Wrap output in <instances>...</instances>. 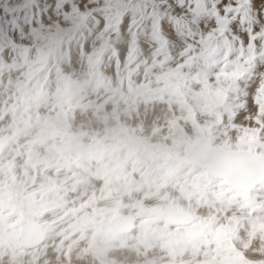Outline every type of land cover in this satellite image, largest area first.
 <instances>
[{"label": "snow or ice", "instance_id": "1", "mask_svg": "<svg viewBox=\"0 0 264 264\" xmlns=\"http://www.w3.org/2000/svg\"><path fill=\"white\" fill-rule=\"evenodd\" d=\"M35 9L30 44L0 45L10 120L0 146L12 153L0 163V264H264V0H54ZM141 36L155 45L150 60H140ZM169 37L182 62L169 55ZM106 54L117 81L102 70ZM101 93L97 112L157 98L182 114L169 121L155 178L122 185L63 162V122ZM145 186L162 204L134 205L144 217L134 233L125 197Z\"/></svg>", "mask_w": 264, "mask_h": 264}, {"label": "rangeland", "instance_id": "2", "mask_svg": "<svg viewBox=\"0 0 264 264\" xmlns=\"http://www.w3.org/2000/svg\"><path fill=\"white\" fill-rule=\"evenodd\" d=\"M1 1L2 0H0V33L3 32L4 34L3 33L0 34V42L2 43V44L0 43V45H3L4 40L6 41V39L10 43L12 41L11 38L13 37V35L16 38L18 37L20 41V43L15 42L16 44L18 45L30 44L29 43L30 41L26 37L28 36L30 27L35 26L34 23H30L33 12L36 10L35 6L37 4L43 5L45 3L54 2V0H45V1L44 0H35V1L34 0H4L2 2ZM171 1L174 2V0H167V2L169 3H171ZM3 4L4 7L2 6ZM5 6H7L9 9H14V10L9 13H5V11L3 10ZM182 13L185 15L187 14L184 13L183 10H181L180 8H176L173 14H182ZM148 27L149 26L147 25L142 26V31H147ZM21 30L22 32L24 31L23 35L22 34L20 35ZM127 34H128L127 29L123 28L122 35L126 36ZM172 35L173 36L175 35L174 31L172 32ZM169 40H170V46L168 52L173 59V53L171 50V37H169ZM188 42L192 43L191 40H189ZM93 43H97V46L99 45V42L96 40H94ZM150 45H154V44L151 41H147L146 36H141V49L143 50L144 48H148ZM116 48L117 51H119V44L116 45ZM109 56L111 55L106 54L104 56L102 70L113 81H117L118 74H117L116 62L114 57L111 56L110 68L112 74L109 75L108 71L105 70V61L108 59ZM126 58H127V49L125 50L124 55L120 57V69H119L120 74L124 75L125 77L127 76V73L124 70V64ZM178 59L182 62V57L178 56ZM133 67H135V65H133ZM133 80L136 82H143L142 68L140 69V75L133 77ZM125 84H127L126 79H125ZM1 92L2 90H0V100H1L0 103L3 104L5 101H7L8 96L3 92L2 93ZM87 99L84 100V101L87 100L86 104H90V103L91 105L104 104L103 93H101L99 97L93 94L89 96ZM138 99H142L145 105L151 104L153 102H163L157 98H148V99L133 98L130 101L133 104H135ZM94 105L93 108L90 105H88L87 107L90 108L91 113L92 112L95 113L93 117L96 118V120L98 121L96 126H95L96 122L95 120L90 118L89 112H87L89 116H85L83 119L76 118L78 115L74 112L76 111L75 108L77 107H74L72 111L69 112L70 116L68 115L67 119L64 122V123L67 122L66 123L67 125L62 124L64 135L61 138V142L63 143L64 146L69 145L68 144L69 141H76L77 143H81L82 140H79V136L81 134L85 136L84 140H88L85 143L84 150L82 148H79V149H75L76 151L72 150L71 152V150H69L70 152L63 153L64 154L63 162L65 164L71 165L72 168H76V166H79L81 168H88L94 172L97 169L106 170L112 174L114 182L122 185L131 184L132 186H137L139 184V181L142 179V177L148 174H150L153 178H155V176L159 173L162 166L166 162L165 150L168 144L151 142V138L144 135L143 124H140L139 127H134L130 123L126 122V120L123 117H121V115L111 116L112 113L110 112H112L115 107L111 103L105 104L102 112H97ZM97 114L99 115V117ZM1 120H0V126H1ZM4 122L7 123L8 120ZM78 125H81V127L78 128L79 130H77ZM109 127H112V130H109L108 129ZM104 128L107 129V131L110 134H113V136L115 137H113V139H109L107 137L102 138L103 136L102 131ZM155 131L158 132L157 129H153V135ZM6 135H7L6 133L5 135L4 133H0V138L2 139ZM170 135H171L170 130H167V134L163 138H167ZM73 151L75 155L73 154ZM0 155H1L0 163L6 162V160L11 158L12 156L11 152H5L4 150ZM26 159L27 157L23 154L15 156L16 164L21 165V167L23 166ZM17 168L19 167L17 166ZM62 171L65 174L68 175L71 174L69 168H64L62 169ZM153 190L155 191V189ZM147 191H148L147 186H145L144 190L141 191L140 193L133 192L132 198L130 200L127 197H125V200L129 206L125 207L123 212L124 215L133 216L135 218L134 227H133L134 233L136 231L137 232L139 231L138 229H140L139 226L141 224V220L144 218L142 215L140 217L136 216V213L137 214L139 213V209L134 208L135 207L134 205L138 201H142L144 207L146 209H150V208L159 207L162 204V201H160L154 195L150 197H146L145 192ZM161 192H163V189H161ZM72 195L73 194H71V196ZM159 226L161 227L163 226L162 220L159 221Z\"/></svg>", "mask_w": 264, "mask_h": 264}, {"label": "clouds", "instance_id": "3", "mask_svg": "<svg viewBox=\"0 0 264 264\" xmlns=\"http://www.w3.org/2000/svg\"><path fill=\"white\" fill-rule=\"evenodd\" d=\"M154 45H150L144 53L140 56V60L151 59V51ZM178 47L179 43L177 40H171V50L173 53V62H178ZM111 56L105 61V70L111 75ZM82 65L77 62L74 63L73 68L77 71L81 69ZM51 88L54 90L55 81L51 82ZM102 102V101H101ZM120 115L126 122L130 123L134 127H139L140 124L144 125V135L153 139V141H159L162 137L166 136L169 127V121L173 118L179 119L181 113L175 106L169 107L166 102H153L145 105L142 99H138L135 104L129 101L127 104L121 103ZM183 124V121H181ZM189 132H191L190 125H184ZM153 129H157L158 133L154 136Z\"/></svg>", "mask_w": 264, "mask_h": 264}, {"label": "bare ground", "instance_id": "4", "mask_svg": "<svg viewBox=\"0 0 264 264\" xmlns=\"http://www.w3.org/2000/svg\"><path fill=\"white\" fill-rule=\"evenodd\" d=\"M2 1H4V0H2ZM1 1V2H2ZM35 1V0H34ZM45 1V0H44ZM38 2V1H37ZM36 2V3H37ZM39 3V2H38ZM171 3H172V1H171ZM42 5V4H41ZM3 7H4V4L2 5ZM9 6H10V4H9ZM30 6H31V4H30ZM7 7V6H6ZM4 10V9H3ZM23 12V11H22ZM3 15H4V13H3ZM24 27V26H23ZM18 30V29H17ZM3 33V32H2ZM2 33H0V34H2ZM15 33V32H14ZM22 33H24V31L22 32ZM4 34V33H3ZM19 34V33H18ZM25 34H27V33H25ZM20 35H21V33H20ZM18 36V35H17ZM175 36V35H174ZM12 39V41H14V42H16V43H20V41H19V39H18V37L16 38L14 35H13V37L11 38ZM22 39V38H21ZM11 41V42H12ZM3 42V41H2ZM1 43V42H0ZM9 42H8V40L6 39V41L4 40V43H3V45L4 44H8ZM30 43V42H29ZM2 44V43H1ZM124 73V72H123ZM135 77V76H134ZM137 78H139V77H137ZM140 81V80H139ZM2 93V92H1ZM91 96V95H90ZM94 99V98H93ZM88 100V99H87ZM86 100V101H87ZM1 101V100H0ZM86 101H83V104L84 105H82V106H79V107H77V108H75L76 109V111L74 112V113H76L78 116L76 117V118H78V119H83L85 116H89V114H90V118L91 119H93V120H95V126L97 125V123H98V121L96 120V118H94L93 117V115L95 114L94 112H92L91 113V111H90V108L89 107H87L88 105H90L92 108H93V105L94 104H92L91 105V103L90 104H86L87 102ZM6 102V101H5ZM5 102L2 104V103H0V120H1V126H0V133H4V135H5V133L7 134V131H6V129H7V126L9 125V123H10V120L8 119V116L5 114V109H4V104H5ZM83 106H85V107H83ZM83 108V109H82ZM87 112H89V114L87 113ZM113 112V111H112ZM112 112H110V113H112ZM86 113V114H85ZM69 115V114H68ZM98 115V114H97ZM117 115H119L120 116V107L117 109ZM70 116V115H69ZM74 116V115H73ZM111 116H113V115H111ZM80 117V118H79ZM98 117H99V115H98ZM69 118V117H68ZM67 119V118H66ZM6 120H8V122L7 123H5L4 121H6ZM65 122V121H64ZM63 122V124L64 125H67L66 123H64ZM68 127V126H67ZM81 127V125H78L77 126V130H79L78 128H80ZM106 128V127H105ZM103 129V131H102V138H105V137H107V138H109V139H113V137H115V136H113V134H110L108 131H107V129ZM109 130H112V127H109L108 128ZM169 130V129H168ZM81 131V130H80ZM79 132V131H78ZM75 133V132H74ZM158 132L157 131H155L154 132V136L157 134ZM69 134V133H68ZM79 134V133H78ZM84 135H80L79 136V140H82L81 141V143H77L76 141H69L68 142V144L69 145H66V146H64V151H63V153H66V152H70L69 150H71V152H72V150H75V149H79V148H82L83 150L85 149V143L88 141V140H84ZM131 139H133V138H131ZM170 140H171V135L169 136V137H167V138H161L159 141H155V142H157V143H164V144H168L169 142H170ZM151 142H154L153 141V139H151ZM156 143V144H157ZM162 150V149H161ZM76 151V150H75ZM164 151V150H163ZM166 151V150H165ZM2 152H3V150H2ZM1 152V153H2ZM12 154V153H11ZM72 154V153H71ZM73 154H74V151H73ZM64 155V154H63ZM66 155H68V154H66ZM75 155V154H74ZM1 156V155H0ZM77 156V155H76ZM76 156H73V157H76ZM79 156V155H78ZM85 157H86V155H85ZM80 160H82V159H80ZM2 161V160H1ZM92 161H94V160H92ZM84 162H86V161H84ZM88 162V161H87ZM82 163V162H81ZM90 163V162H89ZM94 163V162H93ZM75 164V163H74ZM77 164V163H76ZM94 165V164H93ZM17 166L19 167L18 169H20V168H22L21 167V165H19V164H17ZM77 167V166H76ZM92 167V166H91ZM154 191V190H153ZM72 199L73 200H75L76 199V195L75 194H73L72 195ZM134 208H136V207H134ZM137 209V208H136ZM136 216H138V217H140L141 215H138L137 213H136ZM141 225V224H140ZM133 227H134V223H133ZM140 227V226H139ZM135 230V229H134ZM139 230V229H138ZM137 232V231H136Z\"/></svg>", "mask_w": 264, "mask_h": 264}, {"label": "water", "instance_id": "5", "mask_svg": "<svg viewBox=\"0 0 264 264\" xmlns=\"http://www.w3.org/2000/svg\"><path fill=\"white\" fill-rule=\"evenodd\" d=\"M0 145H2V139L1 138H0ZM2 150H3V148H2V146H0V154H1Z\"/></svg>", "mask_w": 264, "mask_h": 264}]
</instances>
